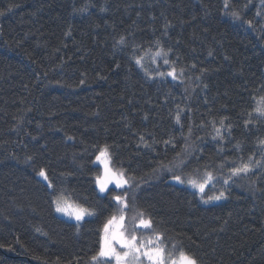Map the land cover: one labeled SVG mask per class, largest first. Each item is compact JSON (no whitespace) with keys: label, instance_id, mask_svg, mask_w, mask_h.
I'll return each instance as SVG.
<instances>
[{"label":"trees","instance_id":"trees-1","mask_svg":"<svg viewBox=\"0 0 264 264\" xmlns=\"http://www.w3.org/2000/svg\"><path fill=\"white\" fill-rule=\"evenodd\" d=\"M229 5L0 0V264H92L104 222L119 214L111 196L124 191L97 190L93 160L105 145L140 184L129 196L169 249L178 244L199 264H264V168L228 186L214 182L228 197L203 205L161 167L177 164L186 145L191 155L177 170L185 179L205 166L226 178L241 158L264 159V119L254 112L264 97V4ZM158 46L171 65L155 57L158 71L174 66L176 79L153 70ZM221 120L223 141L213 139ZM41 168L56 191L39 179ZM62 189L96 214L79 227L57 216Z\"/></svg>","mask_w":264,"mask_h":264},{"label":"snow or ice","instance_id":"snow-or-ice-1","mask_svg":"<svg viewBox=\"0 0 264 264\" xmlns=\"http://www.w3.org/2000/svg\"><path fill=\"white\" fill-rule=\"evenodd\" d=\"M261 3L264 4V0H261ZM229 6V0H225V7L227 8ZM232 15L234 18H240L239 12H233ZM257 15H260V13L258 12ZM247 23L249 26L252 24L251 21H247ZM118 43L124 44L125 38L121 37ZM157 44L159 45V42H157ZM160 56L165 57V65H170V61L166 58L167 52L158 46L152 57L153 63H155V57ZM143 59L142 56L136 57V63L141 67H143ZM180 74H183V69L180 70ZM156 75L161 77L168 75L173 79H176L177 70L173 66L171 67V71L167 73L159 72L157 70ZM81 83H84V81H81ZM254 112L257 119H264V97H261L257 102ZM251 115L252 114L250 113V119L245 121L246 125L253 122L251 120ZM175 119L177 123L180 122L179 112H177ZM220 124L221 127H215V123L213 122L216 132V136H214L213 139L223 141L224 136L221 134V128L224 127V121L221 120ZM228 127L230 131V126ZM189 134H191V129H189ZM166 143H171V141ZM259 147L264 148V139L259 141ZM220 150L223 151V149ZM190 155L191 154L188 152L186 145L183 151V156L182 153H177V164L172 167H166L163 165L161 167L165 168L166 171L172 174L171 178L173 180L180 184L187 183L197 189L201 194L200 198L204 203L227 199L228 197L227 188H221L218 193L213 192L212 195H207L205 190L210 184L214 188V182H219V179H222L223 184L228 186L230 181L235 183L237 178L242 175H247L252 172L254 168H264V159L254 160V158L250 156L247 162H243V159L241 158V165L238 167H232L226 178H223L222 171L214 174V171L208 170V166H205L203 172L197 167L193 170L195 175L188 176V178L185 179L182 174H177V170H179L180 173H183V169L187 166V160L184 156ZM28 159L30 160L31 157H28ZM94 162H99L103 166V172L95 176V184L97 185L99 192L105 193L110 191L109 185H115V188L124 189V191L122 195L111 196V200L116 203L117 212L119 214H112L104 222L100 234L98 249L90 258L92 264H199L198 259L185 251L180 245L173 244L171 249H169L163 233L155 230L152 218L146 216L143 211L135 209L134 195L130 197L128 190L132 188L139 189L140 184L138 182L134 183L136 178L128 176L123 168H116L113 165L112 154L107 145L99 149V154L96 155ZM224 167L225 165L223 163L219 165V169L221 170ZM38 175L47 181L48 188L56 191V187L45 169L41 168ZM66 191L67 190L62 189L60 194L54 198L53 203L55 205V210L73 218L77 222V227H79L80 222L83 221L85 217L94 216L96 212L92 208L83 206L77 200L71 199V194L65 195ZM130 211L134 212V215L127 216V213ZM128 225H131V227ZM142 229L151 231L153 233L152 237L145 238L136 235V233Z\"/></svg>","mask_w":264,"mask_h":264},{"label":"rangeland","instance_id":"rangeland-1","mask_svg":"<svg viewBox=\"0 0 264 264\" xmlns=\"http://www.w3.org/2000/svg\"><path fill=\"white\" fill-rule=\"evenodd\" d=\"M151 62H153V59H152ZM155 63H158L156 59H155ZM155 63H153V70H156V69L159 70V69H161V68L164 66V64H163V65H161L160 67H159V66L157 67ZM168 72H169V71H168ZM98 154H99V152H98L96 155H98ZM95 157H96V156H95ZM95 157H94L93 162L95 161ZM94 165L100 167V169H101V173L103 172V166H102L99 162H94ZM38 177H39V179H40L41 181H43L44 183L47 184V181H45L42 177H40L39 175H38ZM170 181H171L172 183L176 184V185L184 186V187H187V188L193 190V191L197 194L200 203L203 204V205H211V204L219 203V202H222V201L226 200V199H221V200L211 201V202H209V203H204V202L201 200V198H200L201 194L198 192L197 189L193 188L192 186L188 185L187 183H185V184H180V183H178L177 181L173 180L172 178H171ZM109 186H111V185H109ZM112 186H115V185H112ZM214 189H215V187L213 188L212 185L210 184V185L206 188V190H205V191H206V194H207V195H212L213 192H217V193H218V191H216V190H214ZM97 190H98V192H99L98 187H97ZM99 194H100V195H105L106 192H105V193H101V192H99ZM205 198H206V197H205ZM53 200H54V199H53ZM53 205H54V203H53ZM54 210H55V205H54ZM55 214H56L57 216H59V217L65 219V220H67V221L77 223L73 218L68 217V216L64 215L63 213H59V212H57L56 210H55ZM90 217H91V216H90ZM90 217H85V219H86V218H90ZM81 222H82V221H81ZM81 222H80V223H81Z\"/></svg>","mask_w":264,"mask_h":264}]
</instances>
